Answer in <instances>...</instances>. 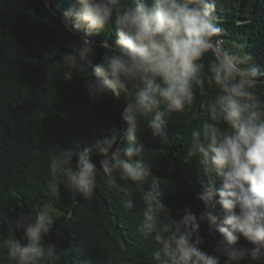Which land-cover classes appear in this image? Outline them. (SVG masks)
Here are the masks:
<instances>
[{
  "label": "clouds",
  "instance_id": "clouds-1",
  "mask_svg": "<svg viewBox=\"0 0 264 264\" xmlns=\"http://www.w3.org/2000/svg\"><path fill=\"white\" fill-rule=\"evenodd\" d=\"M76 4L75 12L68 13L74 16V26H64L76 35L77 43L64 55L63 64L66 69L86 70L81 75L93 103L123 97L121 119L127 127H113L83 150L67 147L59 152L51 161L47 187L59 193L65 183L88 199L98 178L106 177L132 210L134 193L120 181L134 182L143 202L138 231L157 245L151 253L154 264H221V257L228 264H241L264 258V99L257 91L264 70L252 66L239 48L223 46L221 29L213 22L215 0H76ZM114 11L115 43L101 45V59L89 72L83 62L96 48L89 37L110 29ZM45 57L56 58V50ZM206 89H215L200 105L207 119L191 130L185 148L186 156L195 159L208 178L207 187L195 198L216 215L208 210L197 215L186 206L179 218H173L157 183L145 187L154 161L145 159L134 144L143 135L141 125L153 140L168 144L170 118L187 114L191 123L190 109ZM93 155L102 157L99 168ZM34 207V215L25 213L16 220L22 235L13 230L0 237V248L7 249L0 264H56L59 259L56 245L46 243L57 209L51 202ZM205 222L210 236L215 239L219 234L212 254L202 248L200 228ZM241 238L252 247H237Z\"/></svg>",
  "mask_w": 264,
  "mask_h": 264
},
{
  "label": "trees",
  "instance_id": "trees-1",
  "mask_svg": "<svg viewBox=\"0 0 264 264\" xmlns=\"http://www.w3.org/2000/svg\"><path fill=\"white\" fill-rule=\"evenodd\" d=\"M51 1L54 11L45 0H0V237L13 230L22 235L17 218L34 215L36 204L51 202L57 209L56 223L46 243L56 245V264H154L151 253L157 245L138 231L143 202L134 182L120 181L134 193L132 210L124 206L126 197L106 177L98 178L88 199L65 183L59 193L47 187L51 161L59 152L67 147L83 150L113 127H127L121 119L123 97L93 103L81 75L86 70L65 68L63 57L77 38L64 25L74 26V16L68 13H74L77 4L76 0ZM215 4L213 22L221 29L225 46L239 48L252 66L264 70V0H215ZM116 19L114 11L110 29L91 36L114 45ZM94 42V55L83 62L89 72L104 52V43ZM54 49L56 58L49 60L45 54ZM257 91L264 99V83L257 84ZM214 93L215 89H206L205 96L197 95L189 113L194 117L191 123L187 114H173L168 144L153 140L142 125L143 135L134 144L141 147L145 159L154 161L145 187L157 183L173 218H179L186 206L197 215L206 210L216 215L195 198L207 187L208 178L195 159L186 156L185 148L191 130L207 119L201 103ZM100 159L93 155L98 168ZM76 162L73 157V166ZM207 229L206 222L201 224L202 248L212 254L219 234L214 239ZM236 246L252 247L243 238ZM6 257L7 249L0 248V259ZM221 264H228L226 257H221ZM241 264H264V258Z\"/></svg>",
  "mask_w": 264,
  "mask_h": 264
},
{
  "label": "water",
  "instance_id": "water-1",
  "mask_svg": "<svg viewBox=\"0 0 264 264\" xmlns=\"http://www.w3.org/2000/svg\"><path fill=\"white\" fill-rule=\"evenodd\" d=\"M46 4L49 6V8L51 9V11H54V5L52 4V1L51 0H45ZM79 34H83V32L79 31ZM92 41H97V42H101V43H108L110 44L109 42H105V41H102V40H99V39H96V38H93L92 36L89 37ZM223 42V41H222ZM223 46H225L224 42H223ZM226 47V46H225ZM258 83H264V80H261L259 81Z\"/></svg>",
  "mask_w": 264,
  "mask_h": 264
}]
</instances>
